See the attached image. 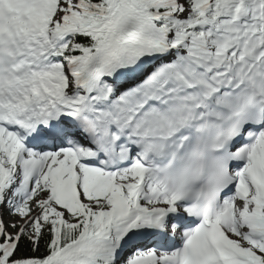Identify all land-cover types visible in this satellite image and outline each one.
Wrapping results in <instances>:
<instances>
[{
  "label": "snow or ice",
  "instance_id": "snow-or-ice-1",
  "mask_svg": "<svg viewBox=\"0 0 264 264\" xmlns=\"http://www.w3.org/2000/svg\"><path fill=\"white\" fill-rule=\"evenodd\" d=\"M196 140L234 192L145 246ZM0 264H264V0H0Z\"/></svg>",
  "mask_w": 264,
  "mask_h": 264
},
{
  "label": "clouds",
  "instance_id": "clouds-1",
  "mask_svg": "<svg viewBox=\"0 0 264 264\" xmlns=\"http://www.w3.org/2000/svg\"><path fill=\"white\" fill-rule=\"evenodd\" d=\"M154 175L170 194L178 193L181 199L190 201L188 207L200 212L217 210L225 171L220 156L210 144L194 141L172 166H165Z\"/></svg>",
  "mask_w": 264,
  "mask_h": 264
},
{
  "label": "rangeland",
  "instance_id": "rangeland-1",
  "mask_svg": "<svg viewBox=\"0 0 264 264\" xmlns=\"http://www.w3.org/2000/svg\"><path fill=\"white\" fill-rule=\"evenodd\" d=\"M3 218H4L6 223L10 222L11 220L16 219V217L8 215L7 212L4 213ZM9 231H12V229H9Z\"/></svg>",
  "mask_w": 264,
  "mask_h": 264
},
{
  "label": "trees",
  "instance_id": "trees-1",
  "mask_svg": "<svg viewBox=\"0 0 264 264\" xmlns=\"http://www.w3.org/2000/svg\"><path fill=\"white\" fill-rule=\"evenodd\" d=\"M21 252H24L26 253L27 252V248H26V245H24L23 243L21 244V249H20ZM19 254V253H18Z\"/></svg>",
  "mask_w": 264,
  "mask_h": 264
}]
</instances>
